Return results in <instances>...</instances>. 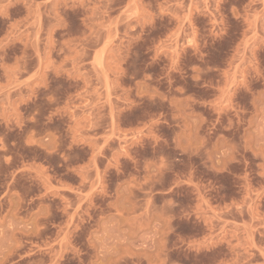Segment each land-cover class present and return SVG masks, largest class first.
<instances>
[{
  "label": "rangeland",
  "instance_id": "obj_1",
  "mask_svg": "<svg viewBox=\"0 0 264 264\" xmlns=\"http://www.w3.org/2000/svg\"><path fill=\"white\" fill-rule=\"evenodd\" d=\"M0 264H264V0H0Z\"/></svg>",
  "mask_w": 264,
  "mask_h": 264
}]
</instances>
